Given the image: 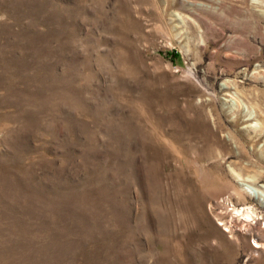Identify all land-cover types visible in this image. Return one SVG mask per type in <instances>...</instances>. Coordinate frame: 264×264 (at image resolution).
<instances>
[{"label": "rangeland", "instance_id": "rangeland-1", "mask_svg": "<svg viewBox=\"0 0 264 264\" xmlns=\"http://www.w3.org/2000/svg\"><path fill=\"white\" fill-rule=\"evenodd\" d=\"M257 189L264 0H0V264H264Z\"/></svg>", "mask_w": 264, "mask_h": 264}, {"label": "bare ground", "instance_id": "bare-ground-1", "mask_svg": "<svg viewBox=\"0 0 264 264\" xmlns=\"http://www.w3.org/2000/svg\"><path fill=\"white\" fill-rule=\"evenodd\" d=\"M236 194H237L238 199L243 198L242 199L243 204L247 205V202L245 199V192L241 188L238 189V192ZM253 195H254V197H257L258 200L264 199V191L263 190H258V189L253 190ZM234 209H236L240 213V215H243L242 218L245 219V221L253 220V219H255V217L258 216V213L256 212V210H253L250 207H247V209H245V207H243L242 212L239 211V209H237V208H234ZM263 219H264V216H263Z\"/></svg>", "mask_w": 264, "mask_h": 264}, {"label": "trees", "instance_id": "trees-1", "mask_svg": "<svg viewBox=\"0 0 264 264\" xmlns=\"http://www.w3.org/2000/svg\"><path fill=\"white\" fill-rule=\"evenodd\" d=\"M168 54H169V56H174L175 58L179 57L178 54H176V55H174V54H172V53H168Z\"/></svg>", "mask_w": 264, "mask_h": 264}]
</instances>
